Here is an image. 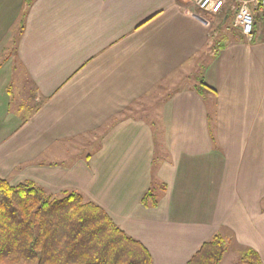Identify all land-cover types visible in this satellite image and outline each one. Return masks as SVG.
<instances>
[{
    "label": "crops",
    "instance_id": "crops-1",
    "mask_svg": "<svg viewBox=\"0 0 264 264\" xmlns=\"http://www.w3.org/2000/svg\"><path fill=\"white\" fill-rule=\"evenodd\" d=\"M226 5L212 22L178 0H34L23 19V0H0V178L82 193L152 264H186L216 233L264 264V28L245 40ZM186 71L191 86L161 99ZM144 99L151 121L134 114Z\"/></svg>",
    "mask_w": 264,
    "mask_h": 264
},
{
    "label": "trees",
    "instance_id": "trees-1",
    "mask_svg": "<svg viewBox=\"0 0 264 264\" xmlns=\"http://www.w3.org/2000/svg\"><path fill=\"white\" fill-rule=\"evenodd\" d=\"M33 2L23 0V19ZM226 4L222 17L230 18L234 1ZM258 22L259 13L255 26ZM196 81L197 93L201 94L202 86L212 91L198 77ZM207 118L210 125L212 115L208 113ZM155 190L156 186L148 189L142 197L143 205L157 204ZM230 245V240L216 233L186 264H219ZM238 249L236 264H262L252 248ZM0 264H152V260L140 242L121 231L82 193L62 190L53 194L30 180L10 185L0 178Z\"/></svg>",
    "mask_w": 264,
    "mask_h": 264
},
{
    "label": "rangeland",
    "instance_id": "rangeland-1",
    "mask_svg": "<svg viewBox=\"0 0 264 264\" xmlns=\"http://www.w3.org/2000/svg\"><path fill=\"white\" fill-rule=\"evenodd\" d=\"M178 1H180V3H182L183 5L189 6V7L193 8L195 11H197L195 9V0H178ZM233 7H234V5H233ZM197 12H199V11H197ZM201 14L205 15L207 18H211L212 19L211 20L212 22H214V21L217 22V20H219V18H220V17L219 18H217V17L219 15H221L222 13L219 14V15H213V16L208 15L206 13H201ZM21 18H22V16H21ZM21 18L19 17V20ZM227 22H228L227 25H226L227 28L224 29V30H225V33H228L229 34V33H231V31L234 30V28L232 26V23H231L230 19ZM20 23H22V22L20 21ZM258 27H259V25L257 26V28ZM15 29L16 28H12V35H11L10 41H9V45L10 46H12V43L15 41V38H16V31H15ZM234 33H236V32H234ZM260 35L261 34L258 31L256 33V36H260ZM12 70L14 71L12 73H10V70H9V74H10V77L9 78L10 79L12 78L10 80L11 81V84L9 85V91L11 93V96H12L13 101H11V104H10V107H9V113L10 114H15V112L17 111V107L20 104L22 106V108H21V115L22 116L20 117V119L22 120L24 118V116L26 115V113L27 112H30L32 110V108H33V102H32L31 99H29L30 89L27 86V81L25 79V76L23 74V71L20 70L18 67H15V69H12ZM187 73H188L187 71L185 73L182 72L181 75H178L177 77H174L173 78L174 80H172L173 81L172 83H168L167 86L165 85L162 89L156 90L157 93L160 92L161 99H164L174 89H179V88H183V87H186V86H191L192 81L191 80L190 81H186L187 80V78H186V74ZM23 96L25 97L24 99H23ZM151 108L152 107L150 106V101H149V99H147V100L141 102V106L139 108L136 107L134 109V114L136 116H139V117H144L145 116L148 119L150 118L149 121H151L154 118V116L151 117V115H152V109ZM13 126H15V125H13L12 123H9V124L4 125L3 128L5 130H8V129H11ZM156 135H159V132L158 131H156ZM0 136H3L1 138H3V140H4V136L5 135H0ZM89 137H91V138L89 139V142H88L89 144L87 146L83 147L82 144H80L79 142H77V143L74 144V148L76 150H78L79 152L89 151L91 149V145L94 142L97 141V136H95V137L92 138V136L89 135ZM86 141L87 140H85V143H86ZM238 262H239V249L236 248L233 245H230L229 248H228V250L224 254V256H223V258H222V260H221V262L219 264H236Z\"/></svg>",
    "mask_w": 264,
    "mask_h": 264
},
{
    "label": "built area",
    "instance_id": "built-area-1",
    "mask_svg": "<svg viewBox=\"0 0 264 264\" xmlns=\"http://www.w3.org/2000/svg\"><path fill=\"white\" fill-rule=\"evenodd\" d=\"M229 0H195V9L208 15L218 14ZM233 26L240 34L251 41L257 13L261 14L264 28V0H233Z\"/></svg>",
    "mask_w": 264,
    "mask_h": 264
}]
</instances>
